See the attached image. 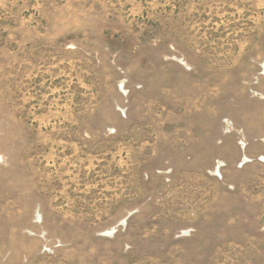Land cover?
I'll return each mask as SVG.
<instances>
[{"label": "rangeland", "instance_id": "rangeland-1", "mask_svg": "<svg viewBox=\"0 0 264 264\" xmlns=\"http://www.w3.org/2000/svg\"><path fill=\"white\" fill-rule=\"evenodd\" d=\"M0 264H264V0H0Z\"/></svg>", "mask_w": 264, "mask_h": 264}]
</instances>
